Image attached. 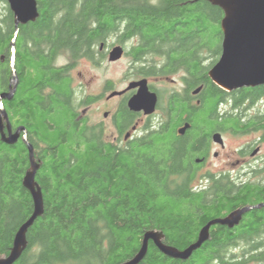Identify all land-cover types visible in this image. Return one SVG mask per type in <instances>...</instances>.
<instances>
[{"label":"trees","instance_id":"obj_1","mask_svg":"<svg viewBox=\"0 0 264 264\" xmlns=\"http://www.w3.org/2000/svg\"><path fill=\"white\" fill-rule=\"evenodd\" d=\"M37 1L35 22L16 28L9 6L0 18V96L15 91L3 100L10 122H4L5 132L8 126L13 134L22 129L15 144L5 143L0 130V259L10 255L35 210L24 186L31 170L28 144L40 167L36 182L44 213L29 228L28 247L14 264H126L141 251L147 232L163 233L166 246L184 251L208 224L238 210L249 208L240 221L264 217V186L248 185L235 196L212 199L190 191L196 176L183 166L190 158L187 139L174 142L173 136L157 134L125 150L113 148L98 126L79 118L83 102L76 104L72 88L75 64L95 61L106 28L121 24L128 37L141 39L137 57L164 59V70L153 62L154 69L141 75L186 69L192 86L204 85L206 106L255 103L261 86L232 96L209 77L222 53L220 7L207 0ZM62 55L69 63L54 67ZM213 115L209 108L200 124ZM227 227L211 225L209 239L187 260L164 254L150 241L139 264H264V241L225 238ZM241 242L245 248L235 255Z\"/></svg>","mask_w":264,"mask_h":264},{"label":"flooded vegetation","instance_id":"obj_2","mask_svg":"<svg viewBox=\"0 0 264 264\" xmlns=\"http://www.w3.org/2000/svg\"><path fill=\"white\" fill-rule=\"evenodd\" d=\"M126 29L121 24L107 27L108 34L95 47V61L85 58L90 63L101 65L107 59L109 61L114 48L122 47V59L129 56L132 60L124 78L126 87L107 81L98 94H87L78 110L79 118L86 119L89 125L98 126L103 140L119 150L128 149L145 139H154L157 134L173 136L174 142L187 139L190 158L183 166L186 172L198 178V182L195 183V180L188 188L192 193L204 196V199L220 197L221 193L222 197L227 194L235 196L237 190L248 185L264 186V85L259 86L262 94L255 103L247 99L238 105L224 101L213 107L206 106L202 96L204 85L192 86V74L186 69L141 75V70L154 69L153 62L158 69L164 70V59L146 55L137 57L136 50L141 47V39L139 35L128 37L124 32ZM55 66L61 67L57 63ZM71 77L72 88H75L74 78ZM143 80H147L149 91L157 95L156 111L151 115L144 111H132L128 106L129 100L139 90V87L130 86ZM241 90L228 93L233 96ZM97 103L103 106V119L92 123L90 108ZM209 108L214 115L202 126L200 123ZM216 135L221 138L216 140ZM224 232L223 237L235 241H264V217L250 220L244 217ZM34 252L37 251L32 250Z\"/></svg>","mask_w":264,"mask_h":264},{"label":"water","instance_id":"obj_3","mask_svg":"<svg viewBox=\"0 0 264 264\" xmlns=\"http://www.w3.org/2000/svg\"><path fill=\"white\" fill-rule=\"evenodd\" d=\"M220 7L225 17L222 20V53L219 61L209 71V77L215 85L226 92L244 88H255L264 85V0H207ZM10 9L16 18V28L35 22L39 15L37 0H7ZM124 49L114 48L109 56L110 62L123 58ZM14 64V63H13ZM14 66V65H13ZM13 83L18 84V77L14 70ZM139 87L138 92L129 100L128 106L132 111H144L151 115L156 111L157 95L149 91L147 80L133 83L130 88ZM200 91V89H198ZM4 93L0 96L1 114L0 130L2 139L7 144H15L21 130L13 134L10 127L9 134L5 132L4 122H9L7 111L3 107V100H10L14 94ZM121 94V93H119ZM10 123V122H9ZM221 138L216 135L215 139ZM30 152L31 170L24 179V186L31 192L35 204L33 216L19 229L14 247L8 257L1 258L0 264H14L28 247L27 233L29 228L44 213V199L41 188L36 182L39 165L36 162L34 148L28 144ZM248 209L238 210L225 220H216L202 229L198 241L184 251L166 246L163 243L164 235L159 232H147L144 244L139 254L126 264H139L147 254L149 242L154 241L160 250L175 259L187 260L194 251L209 239L211 225L221 223L233 227L240 222L242 215Z\"/></svg>","mask_w":264,"mask_h":264},{"label":"rangeland","instance_id":"obj_4","mask_svg":"<svg viewBox=\"0 0 264 264\" xmlns=\"http://www.w3.org/2000/svg\"><path fill=\"white\" fill-rule=\"evenodd\" d=\"M9 4L6 0H0V18L4 16ZM131 47V43L128 44V48ZM216 53L215 55H218ZM220 58V57H219ZM159 60V58H156ZM212 59L206 61L211 63ZM58 66H66L69 61L66 56H60L57 59ZM206 63V64H207ZM132 66V60L129 56L125 57L121 61L115 64L109 63L108 59L103 64H94L88 62L86 59L79 60L72 69L71 75L74 78V90L76 104H81L84 97L87 94H98L107 81H113L117 83L119 87H126L125 75L129 72ZM103 106L101 103L92 104L90 108V116L92 123H98L103 119L101 114ZM198 182V178L195 183ZM245 243L241 242L236 249H233L234 254L241 255L244 250ZM258 264V263H253Z\"/></svg>","mask_w":264,"mask_h":264}]
</instances>
